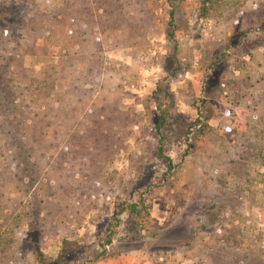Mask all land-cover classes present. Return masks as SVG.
I'll return each instance as SVG.
<instances>
[{
	"label": "rangeland",
	"instance_id": "obj_1",
	"mask_svg": "<svg viewBox=\"0 0 264 264\" xmlns=\"http://www.w3.org/2000/svg\"><path fill=\"white\" fill-rule=\"evenodd\" d=\"M198 3L0 0V264H264V0Z\"/></svg>",
	"mask_w": 264,
	"mask_h": 264
},
{
	"label": "trees",
	"instance_id": "obj_2",
	"mask_svg": "<svg viewBox=\"0 0 264 264\" xmlns=\"http://www.w3.org/2000/svg\"><path fill=\"white\" fill-rule=\"evenodd\" d=\"M184 1V0H182ZM222 3V0H199V13L202 17L205 18H211L215 17L220 9V5ZM175 12L172 10L170 12L171 19L173 20L175 17ZM13 15H15V12H12V10H9L7 7L0 10V21L2 23H6L8 26H12L15 24L13 20ZM175 36V33L172 31L168 34V39L172 40V38ZM169 165L171 166V160H169ZM127 208H129V211L131 213H135L136 215H141V209H138V206L136 203H130L127 204ZM112 241L111 238L108 239V243ZM42 259V258H40Z\"/></svg>",
	"mask_w": 264,
	"mask_h": 264
}]
</instances>
